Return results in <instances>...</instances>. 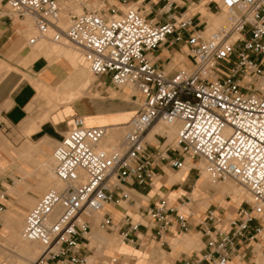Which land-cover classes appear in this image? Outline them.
I'll return each instance as SVG.
<instances>
[{
	"label": "built area",
	"instance_id": "1",
	"mask_svg": "<svg viewBox=\"0 0 264 264\" xmlns=\"http://www.w3.org/2000/svg\"><path fill=\"white\" fill-rule=\"evenodd\" d=\"M165 1L170 19L163 24L133 4L98 0L95 7L82 3V13L71 12L63 29L59 0H0L19 19H33L35 33L28 45L71 43L94 76L118 88L130 86L138 103L121 140L107 147L101 142L109 126L73 117L74 127L53 151L54 174L62 187L40 195L24 220L23 237L42 246L37 264L81 263L79 246L91 233V215L109 203L130 200L126 185L145 187L153 181L155 159L146 133L158 123L176 127L175 148L203 162L211 183L231 179L249 194L227 219L228 229L218 225L222 218L215 208L208 210L212 227L205 232L206 248L181 264H264L261 259L245 262L240 251L264 238V0H223L228 23L208 34L210 29L196 30L187 14L174 18L169 12L175 0ZM184 31L190 33L193 63L171 77L148 54L172 35L174 41L184 40ZM169 162L178 169L185 166L180 158ZM8 197V189L0 186V213ZM147 215L161 230L174 221L189 229L188 215L166 200L151 206ZM100 225L111 228L112 217L104 215ZM139 228L138 222H129L122 240L135 241Z\"/></svg>",
	"mask_w": 264,
	"mask_h": 264
},
{
	"label": "crops",
	"instance_id": "2",
	"mask_svg": "<svg viewBox=\"0 0 264 264\" xmlns=\"http://www.w3.org/2000/svg\"><path fill=\"white\" fill-rule=\"evenodd\" d=\"M105 1L116 6H121L124 2L138 6L147 18L153 19L158 24H163L170 19L165 0ZM225 12L226 7L223 5V0H175L169 13L174 18H179L182 13L187 14L193 18L196 30H208ZM9 18L11 21L5 18L0 22V56L11 54L22 34L20 32L22 25L15 24L14 20ZM189 34L184 31L182 41H174L175 35H172L168 41L148 54L171 77L180 70L189 68L193 63L190 45L187 42ZM56 59H52L53 63H50L46 56L41 55L27 67L21 66L17 67L18 69L6 71L0 79L2 124L5 129L13 131L14 136L23 140L17 149H12L4 140L1 141L0 171L5 167L3 164L10 165L17 159L30 160L35 157L39 160L37 163L44 173L43 179L37 185L39 190H45L46 185L52 181L53 160L50 157V144L60 142L74 127L73 117L76 114L83 116L87 125L109 126L108 135L102 141L104 143L102 147H107L113 141L116 143L120 141L119 134L125 131L126 124L138 109L136 97L134 94H129L128 90L122 91L124 96L84 95L85 97L78 98L79 100L71 101L73 103L70 104L69 110L62 108L60 113H55L49 118L57 110V107L51 108L50 105L59 103L54 101L55 98L51 95L53 99L42 91L48 99L47 104L43 103L42 94L36 88L34 80L42 79L45 82L49 80L51 83L60 79L61 73L68 74L65 81L71 82L66 85L69 91L64 95L57 92L58 95L64 97L78 90L85 79V77L77 78L78 76L77 79L75 78V69L73 70L66 58L58 57L59 64L54 63ZM74 80L77 86L76 89H71ZM35 96L39 98V110L43 112L44 117H33L27 122L25 120L31 116L28 110L32 108L31 102ZM25 130L30 132L29 136L25 134ZM173 133L176 134L175 128H168L162 123L148 130L147 144L155 159L153 181L145 187L138 184L126 185L132 191L130 200L109 203L102 211L91 215L89 218L91 233L88 239L81 240L79 252L84 260L79 264H181L186 258L195 256L199 250L206 248L208 236L205 232L208 227H212V223L207 219L209 209L215 208L221 215L222 221L218 224L220 227L229 228L227 219L235 216V211L243 198H239L234 191V199L228 200L229 196H225V193L230 189L229 185L222 184L213 187L205 181V175L202 176L198 171L196 160L177 151ZM168 157L183 159L185 166L180 169L173 167ZM18 170L24 173L27 167H19ZM11 183L9 177L0 178V186L4 188L8 189V185H15V182ZM30 195L31 197L27 194L24 184L20 183L19 186L12 187L9 197L3 200L6 206L4 212L7 211L11 200L19 202L15 204L19 211L5 214L4 233L0 235V244L3 241L20 244L19 234H21L20 228L23 222L21 216L32 205L37 193L34 191ZM161 200H166L177 209L178 213L188 215V230H183L176 221L168 228L161 230L158 224L151 221L147 211ZM231 207L234 211H231ZM2 213H0V219ZM104 215H110L113 219V226L109 229H104L100 225ZM129 222L140 224L139 230L134 232L135 241L121 239L117 242V238L104 237L99 233L100 230H104L107 234L118 237L127 229ZM261 222L264 224V219ZM197 244L200 246L198 250ZM240 251L243 253L245 262L264 260L263 238L260 237L257 242L242 246ZM46 264H62V262L52 260Z\"/></svg>",
	"mask_w": 264,
	"mask_h": 264
},
{
	"label": "rangeland",
	"instance_id": "3",
	"mask_svg": "<svg viewBox=\"0 0 264 264\" xmlns=\"http://www.w3.org/2000/svg\"><path fill=\"white\" fill-rule=\"evenodd\" d=\"M59 1L61 2L62 7H61V13H60V17L58 19V23L63 29H66L68 27V24H69V15L71 12L82 13L84 11V9L82 7V3L87 1V5L89 7H92V6L95 7V6H97L96 1H98V0H59ZM224 14H225V18L223 16L219 17L213 23L212 27L207 32V34L210 31L214 30L215 28L228 23V17H227L226 12ZM9 17H11L14 20L15 24H21L22 25V26H20L21 27L20 32L22 34H21L19 41L16 43L17 46H15V49L11 52V54H6L5 56H0V74L8 71L9 69H18L17 67H21V66L27 67V66H29L30 63H32L35 59H37L41 55L46 56L49 59L50 63H53L52 59L57 58L54 62L56 64H59L58 63V61H59L58 57H64L67 59V61H69V63L73 67V70L75 69V74H76L75 78L78 76L77 78L91 77L93 79V83L89 87V89L87 90V95L85 94V96H100V95H106V94L112 95V96H119V95H123L122 91H128V90H129V94L135 93V90L132 91V89L130 90L128 87H125V86L120 87V88L115 87L110 82L109 79L102 78V77L98 78V77L93 76L90 73L89 69L86 68L85 65H81L80 62H78V60H79L78 54H77L78 52H76L77 50L72 46V44H70L68 42H64L65 44H59V43L53 42L51 40H43L34 46L28 45V43H27L28 38L35 31L33 21L29 17L24 19V20L19 19L17 16H14L11 13V11L9 10L8 6H6L5 3H0V22H1V20H4L5 18H7L8 21H11V19ZM26 28H27V30H25ZM28 28H29V30H28ZM27 52H29V53H27ZM67 76H68V74H65V73L62 74L61 73L60 74L61 78L54 80L51 83L49 82V80L47 82H45L42 79L34 80V84L36 85V88L42 94L43 103H45V104L48 103V99L44 96V93L48 97L51 98L50 94H48L45 91L46 89H44V88H49L53 92H55V93L58 92L59 94H62V95L66 94V92L69 91V89L66 88V85L68 83H71V82L65 81L67 79ZM1 77H0V79H1ZM76 86H77V82H76V80H74V84L72 83L71 89H73V88L76 89ZM85 96L82 95L79 97V99H81ZM38 99H39L38 96H35L34 99L32 100V102H31L32 108L30 110H28L29 113L31 114V116L29 118H27L25 121L28 122V121H30L31 118L37 117V116L44 117L43 112H41L39 110ZM51 99H53V98H51ZM79 99H77V100H79ZM53 100L59 104L50 105L51 108L57 107V110L54 113H52L49 116V118L55 113H60V109H62V108H65L67 110L69 108L70 104L73 103V102H71V103L60 104V103H62L60 100H58V99H53ZM162 125L166 126L163 123H162ZM166 127H168V126H166ZM168 128H172V127H168ZM163 129H164V127H163ZM123 133H124V131L119 134V136H120L119 138L123 137ZM25 134L27 136H29L30 132L25 130ZM173 134L175 137L176 134L175 133H173ZM3 140L12 149L19 148L20 145L23 143L22 138L14 136L13 131H10L9 129L4 128L2 121H1V117H0V143ZM52 144L53 145L50 144V157L53 160V167H52V171H53V168H54L53 151H54L55 147L58 145V142H55ZM112 144L116 145L117 143H116V141H113ZM103 145H104V143L102 142L101 146H103ZM37 162H39V160L35 157L30 159V160L17 159L16 162L13 164H10V165L3 164V166H5V167H4V169H2L0 171V178L1 177H9L10 183L12 181L15 182L14 186L8 185L9 195H10L11 188L19 186L20 183L24 184L29 197H31L30 194H32L34 191L37 193V197L34 198L32 205L29 206L26 209V211L23 212V214L21 216V221H23V222L21 223V228H20L21 234H19V240H20L21 244H26L28 242L30 250L24 246L17 245V244L15 245L10 241H3L2 244H0V264H34L35 261H36L35 264H37L39 256L42 253V246L38 242H29L22 237L24 218H25L28 210H30L36 204L37 198L40 195H42L49 188L62 187V183L59 182L55 178V176L52 175V172H51V180L52 181H50L46 185L45 190L37 189V185H38L39 181L41 179H43V174H44L42 168L40 167V165ZM25 166L27 167V170L24 173H22L21 171L18 170L19 167H25ZM196 166L200 167L202 169L201 175L202 176L205 175V181H207L209 184H212L213 187L214 186L216 187V186H219L222 184H227L230 186V189L227 191V193H225V196H229L227 198L228 200L230 198L232 200L234 199V191H235V193L238 194L239 198L248 199V195H247L246 191L242 187H240L239 185L230 181L231 179H225V180L218 181L216 183H211L208 180L206 173L203 171V164L197 162ZM11 199H13L12 196H11ZM13 201L14 202H12V200L9 201V206H8L7 211L2 213V215H1L0 235H2V233H4L3 220L5 219V214H8V212L19 211L15 207V204H17L19 202L15 201V200H13ZM231 211H234V209L232 207H231ZM100 231H101V232H99L100 235H103L104 237L117 238V242H120L122 239L121 236L117 237L115 235L107 234L106 231L104 232V230H100ZM5 232L8 233L7 231H5ZM263 240H264V238H263ZM196 247H197V250L200 249V246L198 244L196 245Z\"/></svg>",
	"mask_w": 264,
	"mask_h": 264
},
{
	"label": "bare ground",
	"instance_id": "4",
	"mask_svg": "<svg viewBox=\"0 0 264 264\" xmlns=\"http://www.w3.org/2000/svg\"><path fill=\"white\" fill-rule=\"evenodd\" d=\"M1 3V2H0ZM224 18H225V14H223L222 15ZM28 18V17H27ZM29 18H31V17H29ZM31 20L33 21V19L31 18ZM64 24V23H63ZM62 24V25H63ZM35 29V28H34ZM34 33H35V31H34ZM41 41H43V40H40L39 42H41ZM38 42V43H39ZM64 42H67V41H63V43H59V44H65ZM37 43V44H38ZM57 43V42H56ZM69 43V42H68ZM71 44V43H70ZM73 46V45H72ZM76 50H77V48L75 47V46H73ZM76 52H78L77 54H78V59H79V62H80V64L81 65H85L86 66V68H88V66L85 64V62L83 61V59H82V57H81V55H80V53H79V51L77 50ZM89 69V68H88ZM10 70V69H9ZM8 70V71H9ZM90 71V70H89ZM6 72H3V73H1L0 74V77L1 76H3L4 74H5ZM90 73H91V71H90ZM92 74V73H91ZM93 75V74H92ZM94 76V75H93ZM96 77V76H95ZM92 83H93V79L91 78V77H85V79H84V81L82 82V84H81V86L78 88V90H76L74 93H72V94H70V95H67V96H64V97H61L60 95H58L57 93H55V92H53V91H51L50 89H48V88H44V89H46V92L47 93H49L53 98H55V99H58V100H60L62 103H66V102H71V101H74V100H76V99H78L80 96H82V95H85V94H87V90L89 89V87L92 85ZM125 87H129V88H131L130 86H125ZM133 89V88H132ZM86 122V121H85ZM168 127H172V128H175V130H176V127H174V126H168ZM108 132H109V130H108ZM108 135V134H107ZM107 137V136H106ZM105 137V138H106ZM104 138V139H105ZM103 139V140H104ZM121 140V139H120ZM118 144V143H117ZM200 163H202L203 164V162H200ZM55 164V163H54ZM203 169H204V164H203ZM205 172V171H204ZM53 175L55 176V174H54V168H53ZM55 178H56V176H55ZM57 179V178H56ZM58 180V179H57ZM59 181V180H58ZM230 181H232V182H234L235 184H237V185H239L240 187H242L240 184H238V183H236L235 181H233V180H230ZM60 182V181H59ZM60 188V187H59ZM243 188V187H242ZM50 189V188H49ZM244 189V188H243ZM245 190V189H244ZM246 191V190H245ZM246 193H247V195H248V198H249V194H248V192L246 191ZM24 220H25V218H24ZM16 229V228H15ZM14 229V230H15ZM22 237H23V234H22ZM24 238V237H23ZM8 239V238H7ZM12 239V238H11ZM25 240H27L26 238H24ZM23 240V239H22ZM17 241V240H16ZM27 241H29V242H36V241H30V240H27ZM24 242V241H23ZM16 243V242H15ZM14 243V244H15ZM25 243V242H24ZM39 243V242H38ZM40 244V243H39ZM16 245V244H15ZM17 245H21V246H24V247H26V248H28L29 249V244H28V242L26 243V244H21V242H20V244H17ZM17 247V246H16ZM18 249V248H17ZM30 250V249H29ZM32 252V251H31ZM21 260V259H20ZM36 263V261L34 262V264Z\"/></svg>",
	"mask_w": 264,
	"mask_h": 264
}]
</instances>
